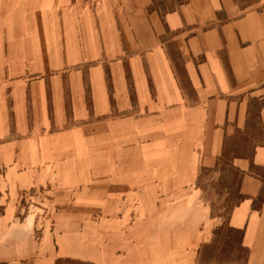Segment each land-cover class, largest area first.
Here are the masks:
<instances>
[{
	"label": "crops",
	"instance_id": "crops-1",
	"mask_svg": "<svg viewBox=\"0 0 264 264\" xmlns=\"http://www.w3.org/2000/svg\"><path fill=\"white\" fill-rule=\"evenodd\" d=\"M206 172L264 264V0H0V264H198Z\"/></svg>",
	"mask_w": 264,
	"mask_h": 264
},
{
	"label": "rangeland",
	"instance_id": "rangeland-1",
	"mask_svg": "<svg viewBox=\"0 0 264 264\" xmlns=\"http://www.w3.org/2000/svg\"><path fill=\"white\" fill-rule=\"evenodd\" d=\"M205 175H207L205 182L208 188H205L204 199L211 218L209 225L213 228V232L210 240L205 242L201 249L198 264H246L247 250L241 243V233L232 231L227 225L228 217L240 199L237 188H227V181H223L221 178L215 185L217 181L211 172H206ZM48 191L49 189L45 194L43 191L27 192L29 204L25 209L26 212L35 213L44 221L45 218L51 220L52 215L57 211V205L53 202L55 191ZM37 205L47 207L41 208L39 211L36 209ZM58 264L83 263L62 260Z\"/></svg>",
	"mask_w": 264,
	"mask_h": 264
},
{
	"label": "trees",
	"instance_id": "trees-1",
	"mask_svg": "<svg viewBox=\"0 0 264 264\" xmlns=\"http://www.w3.org/2000/svg\"><path fill=\"white\" fill-rule=\"evenodd\" d=\"M59 263V262H58Z\"/></svg>",
	"mask_w": 264,
	"mask_h": 264
}]
</instances>
